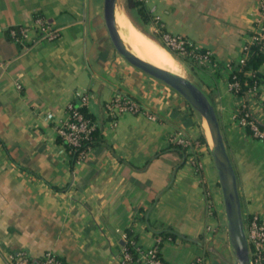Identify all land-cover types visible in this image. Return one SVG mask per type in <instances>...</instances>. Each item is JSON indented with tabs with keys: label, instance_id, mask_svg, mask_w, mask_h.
<instances>
[{
	"label": "crops",
	"instance_id": "obj_1",
	"mask_svg": "<svg viewBox=\"0 0 264 264\" xmlns=\"http://www.w3.org/2000/svg\"><path fill=\"white\" fill-rule=\"evenodd\" d=\"M141 1L147 24L211 49L220 62L211 71L187 61L189 78L215 106L244 217L264 215V141L238 122L245 97L229 89L226 67L252 40L259 0ZM37 16L59 30L56 38L38 39L35 29L24 42L12 38L11 27ZM255 71L264 98V62ZM79 94L99 131L81 160L58 134ZM117 94L141 111L114 119L106 104ZM178 131L188 144L177 142ZM201 133L179 92L117 52L104 0H0V264L20 249L34 260L53 250L68 264H121L120 230L143 247L170 234L161 245L170 264H232L219 175Z\"/></svg>",
	"mask_w": 264,
	"mask_h": 264
},
{
	"label": "built area",
	"instance_id": "obj_2",
	"mask_svg": "<svg viewBox=\"0 0 264 264\" xmlns=\"http://www.w3.org/2000/svg\"><path fill=\"white\" fill-rule=\"evenodd\" d=\"M32 29H35L38 33V39L51 40L56 38L59 34V30L54 28L44 16H37L31 24L11 27L9 33L16 41L24 42L29 38ZM161 31L163 43L169 50L209 66L213 71H217L221 68L220 62L211 49L202 48L189 39L172 34L169 31ZM257 41L260 42L261 52L264 53V0H259L258 14L255 20L252 40L243 44L241 54L236 60H230L226 63V67L230 70L228 87L235 94L245 97L241 108L247 106L249 109L246 114L241 113V108L238 110L236 113L238 122L246 128L249 126L255 137L264 140V127H260L256 120L248 118L250 113L256 116L251 110V107H254L257 102L258 108L261 109V112H264V98L259 92V84H248L246 82L248 87L246 93L242 94L240 93L241 82L236 78V74L234 73L238 65L244 64L248 59L250 45ZM255 72L254 68L250 67L245 71V74L247 76H253ZM18 87H21L19 82ZM79 96L81 98V104H86L88 102V96L86 94H79ZM106 107L108 114L114 119L120 113L139 112L142 109L141 104L135 98L123 94H117L111 98L107 102ZM150 117L155 118V115L150 114ZM255 118L257 121H260L257 117ZM95 128V122L80 111L76 102L73 101L68 104V115L58 126V134L64 144L72 148H79L77 155L74 157L77 160H81L85 158L92 146L87 145L81 149L80 147L90 138V134ZM174 138L178 143H189V140L181 131L176 132ZM245 224L252 264H264V215L253 214L251 217L245 218ZM120 232L126 241L122 248L120 258L121 264H170L160 256L161 242L163 241L161 236H157L155 242L151 246L143 247L138 244L137 240L127 231L120 230ZM129 245L135 248L136 255L131 251ZM5 256L7 264H68L64 258L53 250H47L42 258L37 260H34V258L23 249L5 253ZM201 261L202 258H196L185 264H200Z\"/></svg>",
	"mask_w": 264,
	"mask_h": 264
},
{
	"label": "water",
	"instance_id": "obj_3",
	"mask_svg": "<svg viewBox=\"0 0 264 264\" xmlns=\"http://www.w3.org/2000/svg\"><path fill=\"white\" fill-rule=\"evenodd\" d=\"M118 2L119 0H104L105 23L117 52L137 68L162 80L179 92L204 121H207L211 139L208 134L206 135L219 175L227 217L229 241L235 254V260L232 264H252L238 176L214 104L207 94L189 77L156 65L140 57L127 47L116 23Z\"/></svg>",
	"mask_w": 264,
	"mask_h": 264
},
{
	"label": "trees",
	"instance_id": "obj_4",
	"mask_svg": "<svg viewBox=\"0 0 264 264\" xmlns=\"http://www.w3.org/2000/svg\"><path fill=\"white\" fill-rule=\"evenodd\" d=\"M126 2H127L128 7L137 8V11L141 15L142 20L144 22H146V23L150 22V16L147 12L146 6L144 5V3L141 0H126ZM263 62H264V53L261 52L260 42L257 41V42L250 45L249 56H248V59L246 60V62L244 64L238 65V67L236 68V70L234 72L236 74V78L239 79V81L241 82V92L240 93H242V94L246 93V89L248 87L246 82L248 84H255V83L259 84L260 80H259V76L257 75L256 72L253 76H247L245 74V71L247 69H249L250 67L254 68V70H257V68ZM76 104H77L79 110L82 111L88 118H90L94 122L93 116L89 112L86 105L81 104V103H76ZM192 109L194 111H196L193 107H192ZM247 111H249L247 106L241 108L242 114H246ZM248 118L256 120V122L259 124L260 127H264V124L260 121H257V119L255 118V116L253 114L250 113L248 115ZM247 129H248L249 133H252L249 126L247 127ZM98 136H99V131H98V128L96 127L94 130H92V132L90 134V138L85 141L84 145L82 147H80V149L86 147L87 145L93 146L97 142ZM198 138L201 142L206 143L210 149L208 138H207L205 131H203ZM68 148L71 150V152L73 153L74 156L77 155L79 148H72L70 146H68ZM219 184H220V182H219ZM158 234H159V236H162V239L164 237H167L170 235L168 233H165V231H160V232H158ZM127 245H128V243H127ZM161 245H162V242H161ZM130 249H131V251L134 252L135 255L137 254V253H135V248H133V246H130ZM160 256L163 258L161 251H160Z\"/></svg>",
	"mask_w": 264,
	"mask_h": 264
},
{
	"label": "bare ground",
	"instance_id": "obj_5",
	"mask_svg": "<svg viewBox=\"0 0 264 264\" xmlns=\"http://www.w3.org/2000/svg\"><path fill=\"white\" fill-rule=\"evenodd\" d=\"M118 8V5H117ZM116 8V23L120 35L122 36L127 47L139 55L140 57L159 65L163 68L169 69L163 65V62L169 57L166 50L160 42L151 35L140 29L130 18H128L121 10ZM171 70V69H169ZM172 71V70H171ZM206 127L209 130L207 121ZM211 139V134L210 137Z\"/></svg>",
	"mask_w": 264,
	"mask_h": 264
},
{
	"label": "rangeland",
	"instance_id": "obj_6",
	"mask_svg": "<svg viewBox=\"0 0 264 264\" xmlns=\"http://www.w3.org/2000/svg\"><path fill=\"white\" fill-rule=\"evenodd\" d=\"M121 10H123L122 12L128 18H130L140 29H142L144 32H146L147 34L151 35L152 37L156 38L160 42V44L163 46V48L166 50V52H167V54L169 56L163 62L164 66L171 68L174 65H177V66L179 65V70H178L179 74L185 75L187 77H189L191 75V73H189V71H188L189 69L187 67L188 66L187 61L190 63L191 66L193 65L194 67H197V66L204 67L206 69L208 68L209 70L213 71L209 66L203 65V64L197 62L194 59H191L189 57H184V56L180 55L179 53L173 52V51L169 50L168 48H166L164 46V43H163V40H162V31L159 28L153 26L152 24H147L146 22H144L142 20L141 15L137 11V8L128 7L126 0H119L117 11H119V13H120ZM164 31H167V30H164ZM251 110L254 113H257V112L262 113L261 109L258 108V102L255 104L254 107H251ZM260 113H258V114H260ZM196 114L199 117V126L202 127V132L205 131V133L208 134V136L210 137V131L206 127V122L204 121V119L197 112H196ZM241 126L244 128L245 131H248V129L246 127H244L243 125H241ZM255 138H257V137H255ZM258 139H260V138H258ZM260 140L264 141L263 139H260Z\"/></svg>",
	"mask_w": 264,
	"mask_h": 264
}]
</instances>
